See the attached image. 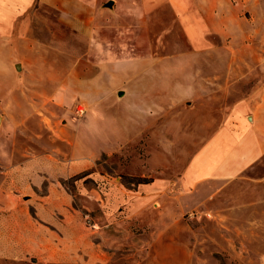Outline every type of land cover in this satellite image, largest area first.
<instances>
[{
    "label": "rangeland",
    "instance_id": "374dc122",
    "mask_svg": "<svg viewBox=\"0 0 264 264\" xmlns=\"http://www.w3.org/2000/svg\"><path fill=\"white\" fill-rule=\"evenodd\" d=\"M200 3L194 45L167 3L146 23L102 17L92 34L129 57L145 46L155 67L99 98L91 28L0 0V264H264V157L232 179L186 176L264 83V0Z\"/></svg>",
    "mask_w": 264,
    "mask_h": 264
},
{
    "label": "crops",
    "instance_id": "0c3cea01",
    "mask_svg": "<svg viewBox=\"0 0 264 264\" xmlns=\"http://www.w3.org/2000/svg\"><path fill=\"white\" fill-rule=\"evenodd\" d=\"M40 1L56 8L64 23L81 31L91 28V49L93 48L95 54L100 56L95 66L96 76L91 80V87L95 96L99 98L110 93L111 88L118 86L147 87L135 83L141 82L143 74L155 67L145 66L146 62L141 56L147 54L145 46L139 44L140 56L129 57L131 55L128 53L127 45L116 46L108 40L103 42L95 36L97 33L92 34L102 17H113L115 14L114 21L118 24L125 20L128 14L130 21L140 17L143 18V23H146L147 17L155 13L158 6L167 3L173 16L181 18L180 23L184 28L187 43L194 45L195 39H203L200 32L193 34L194 7L201 6L200 0H105L104 8L94 7L93 3L84 0ZM117 30L126 36V29ZM132 37L137 40L144 38L141 34ZM115 47L120 51L116 52ZM131 62L137 66H128ZM179 67H173V74ZM186 84L192 83L186 80ZM118 93L123 95L122 90H118ZM262 157H264V83L248 91L235 104L228 118L195 152L187 166L186 176L191 181L232 179L251 169Z\"/></svg>",
    "mask_w": 264,
    "mask_h": 264
},
{
    "label": "built area",
    "instance_id": "2783aa9c",
    "mask_svg": "<svg viewBox=\"0 0 264 264\" xmlns=\"http://www.w3.org/2000/svg\"><path fill=\"white\" fill-rule=\"evenodd\" d=\"M78 111H79L80 113H82V112L84 111V109H83V108H78Z\"/></svg>",
    "mask_w": 264,
    "mask_h": 264
}]
</instances>
